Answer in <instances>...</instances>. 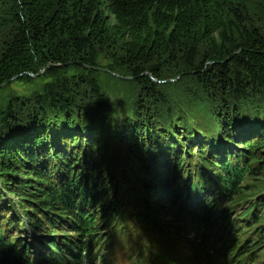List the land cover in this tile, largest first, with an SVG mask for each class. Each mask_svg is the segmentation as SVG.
<instances>
[{
  "label": "trees",
  "instance_id": "16d2710c",
  "mask_svg": "<svg viewBox=\"0 0 264 264\" xmlns=\"http://www.w3.org/2000/svg\"><path fill=\"white\" fill-rule=\"evenodd\" d=\"M240 10L247 16L229 0H0V86L41 82L31 98L0 99V264H107L122 232L142 252L130 264L264 261L254 257L264 237V33ZM103 56L145 101L165 103L154 80L168 64L221 107L192 103L202 136L190 142L171 105L159 116L141 101L119 136L96 77ZM230 234L241 247L226 246ZM172 241L189 253H173Z\"/></svg>",
  "mask_w": 264,
  "mask_h": 264
},
{
  "label": "rangeland",
  "instance_id": "374dc122",
  "mask_svg": "<svg viewBox=\"0 0 264 264\" xmlns=\"http://www.w3.org/2000/svg\"><path fill=\"white\" fill-rule=\"evenodd\" d=\"M229 4L234 9H239V7L242 5L247 10V16L243 13L242 10H240L243 23L247 27H253L260 33H264V0H229ZM204 52H206L205 47L201 49V54ZM207 52H210V49L207 48ZM104 59L105 57L103 56L98 60L99 68H97L98 71L96 72V77L98 78L101 95L104 98V105L109 109L110 115H113V121H115V123L117 124V133L119 136L126 135V124L128 120L133 117L134 109L141 101L143 102L142 110H151L155 115L159 116L167 114H161L159 111L161 108H163L165 105H171L173 116L179 117L182 120L185 119L191 126L190 129L192 131V135L189 138L190 142L199 141V137L202 136L201 132L199 131V127L202 122L199 119L192 118V115H190L189 109L191 108L192 103L197 101V99H200L202 101V104L205 105V107H207L209 110L220 109L221 107L219 103L215 101H212V103H210L208 97L200 95L202 92L194 82V79L189 78V76L180 74L176 65L168 64L163 66V71L160 75V79L158 81L154 80L156 88L163 93L165 103L161 105L159 101L155 104H153V102L148 99H146L145 101V99L141 97L140 90L138 89L136 84L133 83L128 76L122 73H111L106 68H102L105 61ZM40 73L43 74L44 70ZM40 84L41 82L33 83V85L20 82H12L5 89L2 88L3 90L0 91V99H5L9 95H11L12 97L31 98L34 96V92L38 89ZM109 135H111L112 137L115 136L113 133H110ZM262 139L264 140V136L262 137ZM220 141L222 142L223 140L220 138V136H217L214 145H217ZM114 147L116 148V151L113 155L112 162H121L125 154V149L121 145H118L116 143L114 144ZM108 150V154H110L111 149L108 148ZM6 196L8 198V194H6ZM9 200L13 204L17 203L15 197L9 196ZM17 208L19 209V207L15 206L16 210ZM16 210H14L15 213ZM5 212L6 213L4 218L12 216L11 210L6 209V207ZM23 225L24 226L22 228V231L25 230L27 236L29 235V231H33L35 235L38 234L34 230H32L30 226L27 225V223L23 222ZM99 227L102 226L100 225ZM127 227L131 237L133 238L132 227L130 225H128ZM215 227L216 226H214V228ZM103 229H106V226H103ZM103 229L101 231H103ZM146 232L148 236L147 237L145 235L147 240L146 244H154L153 241L156 239L154 236V232H152L149 227H147ZM39 235H45V237H47V235H49L48 230H45L44 235H42L41 233H39ZM243 237L246 239L248 238V236ZM148 238H152L151 241ZM117 241L120 244L116 245ZM261 243L263 244V246L261 247L260 251H254V257L257 258L259 262L264 260V237ZM34 245H36V243ZM133 245L134 244L132 243L131 239H125L124 232L120 233L115 241L112 242V247L109 250V253H104L105 258L108 261L107 264H130L132 261L136 262L138 260V257L136 255H132L131 253L139 254L142 252L132 247ZM172 245L173 253H186V251H188L186 245L179 241H172ZM156 249H160V244L157 245ZM143 253L149 252L146 250ZM96 264H100V262L97 261ZM261 264H264V261H262Z\"/></svg>",
  "mask_w": 264,
  "mask_h": 264
},
{
  "label": "water",
  "instance_id": "95a60500",
  "mask_svg": "<svg viewBox=\"0 0 264 264\" xmlns=\"http://www.w3.org/2000/svg\"><path fill=\"white\" fill-rule=\"evenodd\" d=\"M11 82H12V81H9V82L5 83L4 85H1L0 88L4 87V86H6V85L11 84Z\"/></svg>",
  "mask_w": 264,
  "mask_h": 264
}]
</instances>
